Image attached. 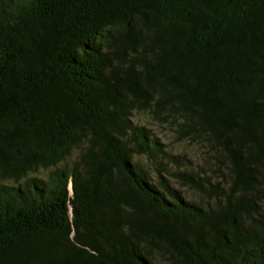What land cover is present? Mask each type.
Here are the masks:
<instances>
[{"label": "trees", "instance_id": "16d2710c", "mask_svg": "<svg viewBox=\"0 0 264 264\" xmlns=\"http://www.w3.org/2000/svg\"><path fill=\"white\" fill-rule=\"evenodd\" d=\"M0 264H264V0H0Z\"/></svg>", "mask_w": 264, "mask_h": 264}, {"label": "rangeland", "instance_id": "374dc122", "mask_svg": "<svg viewBox=\"0 0 264 264\" xmlns=\"http://www.w3.org/2000/svg\"><path fill=\"white\" fill-rule=\"evenodd\" d=\"M132 120L135 124L145 126L148 128L151 133L158 138V140L163 144V150L166 156L170 155H184V164L182 168H189L194 171L207 172L211 174V167L214 166V159L211 157V152L208 149V146L203 144V142H195L193 140H177V133L170 124H158L151 120L147 112H133ZM74 157V156H73ZM164 160V157H162ZM162 158H158L162 160ZM132 159L137 163L139 168L144 169L152 178L153 181H156L155 177V167L159 166L158 163L149 161L144 156L133 155ZM159 162V161H158ZM218 164V163H217ZM163 168L166 176L168 177L170 172L176 170V167L168 161H162V165L159 166ZM220 167V166H219ZM218 167L216 166V169ZM48 169H40L36 175L40 177H46ZM215 175V173H213ZM169 180L171 184L175 187H178L187 197L191 199L199 200V195L189 190L188 188L180 187L170 176ZM6 183L12 184L13 181H7Z\"/></svg>", "mask_w": 264, "mask_h": 264}]
</instances>
